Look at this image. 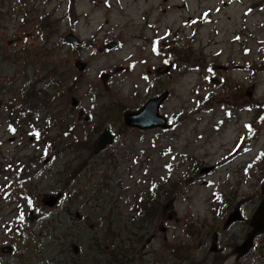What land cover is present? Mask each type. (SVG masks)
I'll use <instances>...</instances> for the list:
<instances>
[{"label":"rangeland","instance_id":"rangeland-1","mask_svg":"<svg viewBox=\"0 0 264 264\" xmlns=\"http://www.w3.org/2000/svg\"><path fill=\"white\" fill-rule=\"evenodd\" d=\"M0 13V246L15 243L25 264H72L76 256L77 264H245L234 262L232 247L209 248L215 230L245 237L246 220L228 230L224 222L238 204L252 217L264 198V0H0ZM43 13L58 23L45 46ZM69 32L83 45L68 42ZM112 42L119 46L109 49ZM54 68L65 79L49 84ZM165 90L170 129L125 125V110ZM105 127L115 142L95 155ZM242 132L251 143H237ZM9 163L26 165L23 182H10ZM58 191L65 194L55 207L41 203ZM30 209L38 214L28 222L34 249L14 228ZM158 215L167 231L155 226ZM250 264H264V234Z\"/></svg>","mask_w":264,"mask_h":264},{"label":"water","instance_id":"water-1","mask_svg":"<svg viewBox=\"0 0 264 264\" xmlns=\"http://www.w3.org/2000/svg\"><path fill=\"white\" fill-rule=\"evenodd\" d=\"M66 39L75 44L81 45V40L75 36L73 33H69L66 36ZM118 46L117 42H112L108 45L109 49H113ZM76 66L80 70H84L85 63L78 60L76 61ZM215 68H222V66L217 65ZM254 91V85H251L247 90V95L252 96ZM169 91L166 90L165 92L161 93L159 96H155L150 98L145 104H143L139 109L132 110L128 109L124 113V121L127 126L138 128L141 130H148L152 128H162L168 129L172 127V124L168 122L167 117H165L160 112V107L163 102L168 98ZM74 104H77V100L73 98ZM115 136L111 132L109 127H106L102 134L96 139L94 148L95 153H99L104 150L107 146L111 145L114 142ZM210 168L203 169L202 172H208ZM58 196L55 195H45L44 201L46 204L53 206L56 201L58 200ZM174 199L169 202L168 208L173 205ZM175 215L172 214L171 217ZM239 218V209H237L229 218L228 224L232 221H235ZM252 230L248 234L247 239L244 243L238 247L240 255H244L245 253L249 252L254 248L255 239L259 234L264 233V199L261 200L258 207L256 208L251 222ZM165 228L163 227V231ZM212 249H216V237L213 242ZM76 252H78V247H75Z\"/></svg>","mask_w":264,"mask_h":264},{"label":"flooded vegetation","instance_id":"flooded-vegetation-1","mask_svg":"<svg viewBox=\"0 0 264 264\" xmlns=\"http://www.w3.org/2000/svg\"><path fill=\"white\" fill-rule=\"evenodd\" d=\"M89 120H90V118H89ZM114 134L116 135L115 132H114ZM96 139L93 142V152H94L95 155L100 154L101 152L104 151L103 150L100 153H95L94 144H95ZM47 162H48V160H46V163ZM34 164H36V163H34ZM19 170H21V169H19ZM32 170L35 173L37 171V167H34ZM57 193H61V195H62L61 196V199L64 197V194H65L64 191H58ZM238 205L235 208H237ZM172 209H173V207H172ZM152 212H153V210H152ZM152 212H149V214L152 215ZM166 213H168V218L170 220L176 217V215H174L173 217H171V215L174 214V213L171 212L170 210H169V212L165 211V207H164L163 215H165ZM231 213L232 212H230V214L227 216V219L224 222V228L223 229L224 230H228V229L234 227V225H236L237 223L244 224V221L246 220L247 223H248V230L246 231V236L243 237V238H240V239H237L235 237H231V238L226 237V238H224L223 235H222V232L220 230H215L212 233V240H211V242H212V246H213V242H214L215 237H216V249L213 250L212 249V246H211L209 248L210 249V252H213V253H223L226 250L227 247H232V253H231V255L234 256V258H233L234 262L244 261L245 264H250L251 263V253H252L253 250H255V247H254L253 250H250L249 252L245 253L244 255H240L238 247L241 246L244 243V241L248 237V234L252 230V226H251L252 217H247L246 218L244 216V214L242 213V211H240L239 218L236 221H233V222H231V223L228 224V220H229V218L231 216ZM32 216H34V215L33 214H30V217H32ZM76 216H77V219H79L82 215L77 212L76 213ZM37 220H38V218H36L35 221H37ZM159 220H160V217L158 215L157 218L155 219V223H154L155 226H159V229H160L161 232H164L165 230L167 231V228L166 227H164L165 230L163 231V227H162L163 224L160 225ZM35 221H32L31 219H27V221L25 223L17 222V223L14 224L15 231H19L20 232L19 233V243L24 238L23 239L24 245L27 244V243H30V249H34V245H33V243H31V241L34 240V239L35 240H38V239H37V235L34 233V229L28 228V222H31L32 223V222H35ZM26 230H28L30 233L29 234H24L23 232L26 231ZM260 235H262V234H260ZM149 238H150L149 241H152L153 239L156 238V234L155 233H152V235ZM224 242H227V245H225V247H222L221 245ZM229 242H232V244H230ZM20 245H22V244H20ZM72 246H73L74 254L75 255H79L80 254L79 253V251H80L79 248L80 247L77 244H73ZM76 246L78 247V252H76V250H75V247ZM4 247H6V249H3ZM36 248H39V246H38L37 243H36ZM22 252L23 251L17 249L15 243H12V244H4V245L0 246V254H1L0 255V264H25V260L28 259V257H26V259H24V257L26 255H28V254H24ZM6 254L8 255V258L9 259H3L2 258L3 255H6ZM77 261L81 262V260L79 259L78 256H76L75 258L72 259V264H77L76 263ZM227 261H228V258L226 260H223V262H221L220 264H224Z\"/></svg>","mask_w":264,"mask_h":264},{"label":"trees","instance_id":"trees-1","mask_svg":"<svg viewBox=\"0 0 264 264\" xmlns=\"http://www.w3.org/2000/svg\"><path fill=\"white\" fill-rule=\"evenodd\" d=\"M33 14L32 11H28V13H26V15L23 16L22 18V24L21 26L24 27L26 26V24L29 21V17H31ZM13 15V13H12ZM2 17H3V13H0V20H2ZM58 25L57 21L54 19L52 13H43V15L40 17L39 19V23H38V28H40V30H42V32H44V34L46 35V41L44 42V46L46 45V43L58 32V30L56 29V26ZM1 26V25H0ZM50 50H53V48H49L46 50V53H45V57H52V54L54 52H50ZM161 50V47H157L156 48V51L159 52ZM188 52V51H187ZM189 56H190V53H188ZM19 57L17 56V53H14V54H11L9 55V59L10 60H14L16 61ZM65 75L66 73L64 72H58L55 68L51 71V74L48 78V83L49 84H56L62 80L65 79ZM43 89V88H42ZM42 89H39L38 92H41ZM5 89L3 87V84L0 82V96L1 95H4L5 93ZM239 99V97H237L235 100ZM211 99H208V100H205L203 102L204 105H207L208 102H210ZM21 112V111H20ZM20 119H22L23 117V114H20ZM25 121V120H24ZM252 129H253V125H251ZM257 131L254 129V136L256 135ZM264 169H262L263 171ZM264 174V172H263ZM165 195L167 197L170 196V192L169 191H166ZM148 210L147 214H149V211L152 212V210L154 211L155 210V207H152V208H146V211Z\"/></svg>","mask_w":264,"mask_h":264}]
</instances>
